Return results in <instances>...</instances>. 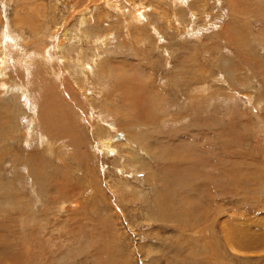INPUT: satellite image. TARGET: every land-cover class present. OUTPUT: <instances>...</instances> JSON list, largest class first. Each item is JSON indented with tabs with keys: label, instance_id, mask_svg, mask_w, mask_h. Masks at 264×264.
<instances>
[{
	"label": "rangeland",
	"instance_id": "374dc122",
	"mask_svg": "<svg viewBox=\"0 0 264 264\" xmlns=\"http://www.w3.org/2000/svg\"><path fill=\"white\" fill-rule=\"evenodd\" d=\"M235 1L252 16L231 19ZM263 15L264 0H0V38L8 26L17 44L0 74V264L41 260L40 228L73 244L55 245L52 264H100L115 247L116 264H264ZM123 64L146 90L113 89ZM151 87L165 111L148 105ZM114 129L158 148L135 146L146 163L134 167L98 144Z\"/></svg>",
	"mask_w": 264,
	"mask_h": 264
},
{
	"label": "bare ground",
	"instance_id": "6f19581e",
	"mask_svg": "<svg viewBox=\"0 0 264 264\" xmlns=\"http://www.w3.org/2000/svg\"><path fill=\"white\" fill-rule=\"evenodd\" d=\"M231 2H232V0H231ZM236 2V1H235ZM95 3V2H94ZM106 3V2H105ZM114 3V2H113ZM183 3V2H182ZM97 4V3H96ZM236 4V6H233L232 7V9H230V14H231V19H232V16H233V18H235L234 16L236 15V10H239V7H243V5H240V4H237V2L235 3ZM112 7H113V4H112ZM251 7H252V5H250L249 4V6L247 5V8H240V10H239V13H240V15H241V13H242V16L241 17H245V16H252V14H250L251 13ZM84 8V7H83ZM129 8H131V7H129ZM137 8H139V7H136V8H133V9H130L131 11H128V13L129 14H131V16L132 17H137V18H141L142 17V15H143V10H141V9H137ZM81 10H83V9H81ZM244 10H246L245 12H244ZM192 12V11H191ZM244 13V14H243ZM264 16V15H263ZM238 18H240V17H238ZM246 18V17H245ZM249 18V17H248ZM176 19H177V15H176ZM241 19V18H240ZM236 20L237 22L239 21H241V20ZM247 19V18H246ZM20 21H21V19H20ZM31 21V20H30ZM236 21H230V26L231 27H229V28H227L228 29V32L234 27V25L237 23ZM236 22V23H235ZM18 23V22H17ZM28 23H30V22H28ZM83 23H85V19L83 18V16H82V18H81V24H83ZM28 25H32L31 23L30 24H28ZM236 25H238V23L236 24ZM32 28V27H31ZM10 29V28H9ZM9 29H8V26H6V31H4V32H2V37L0 38L1 40H0V43H1V46H0V74L1 73H3V74H5L4 72H5V70H6V67H7V62L9 61V59L10 58H12L11 56H10V51H11V53L13 52L12 51V49L9 51V49L10 48H12V47H14L15 48V46L14 45H17L16 44V41H15V39L13 38V36L11 35V33H10V31H9ZM155 29V28H154ZM5 30V29H4ZM238 34V35H236V34ZM240 33H242V34H240ZM240 34V35H239ZM245 31L244 30H242V29H240V28H238L237 27V30H235V32H233L232 34H231V39L233 40V41H236L237 42V44L240 46V48H244L247 44H245V43H243V39H244V37H245ZM234 35H236V36H234ZM247 35V34H246ZM246 38V37H245ZM230 39V40H231ZM262 41H264V40H262ZM12 42H14V43H12ZM256 42V41H255ZM259 42V41H258ZM264 43V42H263ZM2 44H4L3 46H2ZM257 44V43H256ZM262 44V43H261ZM237 46V45H236ZM14 53V52H13ZM43 53V52H42ZM41 53V54H42ZM59 53H60V56L61 57H63V55H61V53H62V51H61V49L59 48ZM19 54V53H18ZM182 54V53H181ZM13 55V54H12ZM15 55V54H14ZM43 56V55H42ZM129 55H125V57L127 58ZM184 56V55H183ZM17 58V57H16ZM47 58V54L45 55V53H44V59H46ZM136 58V57H135ZM257 58V57H256ZM25 61V60H24ZM77 62H79V63H82V59H81V57H78L77 58ZM21 63V65L22 64H24L25 65V62H20ZM27 63H28V61H27ZM179 63V62H178ZM134 64V63H133ZM180 64V63H179ZM182 64V63H181ZM23 65V66H24ZM18 66V65H17ZM90 65H89V63H87V67H89ZM131 66H132V64H123V65H120V66H117L116 68H115V70H114V75H113V80H114V83H115V86H114V84H113V86H114V88L113 89H115V91H118V90H116L117 88L118 89H120L121 91H122V93H121V91H120V93H121V95H122V97H126V98H128V96L129 95H131V94H133V93H136L135 92V90L136 89H139V90H141V91H143V88L145 87H142V85H138V86H135L133 83V81H140V82H142L143 84H145L146 85V77H144V75L143 74H141L140 72L138 73V74H135L134 76H133V74L135 73V71H132V69H129V68H131ZM36 67V66H35ZM20 68V67H19ZM182 68V67H181ZM32 69V68H31ZM28 70V66H25L24 67V77H26V78H28L29 77V75H31V73L34 71V70ZM34 69V68H33ZM47 69V68H46ZM100 69V68H99ZM129 69V70H128ZM22 71V72H23ZM262 71V70H261ZM42 74V75H44L45 76V73H47L46 71H45V73H44V71H43V69H41V70H39V69H37V72H35L36 74H37V76L36 77H34L33 78V80L32 81H34L35 82V84L36 85H38V86H41V83H42V81H41V79H39V77H40V75H38V74H40V73ZM99 72V71H98ZM49 73V72H48ZM53 73V76L54 77H57V79H58V73L56 72V71H52V72H50V74H52ZM111 73V72H110ZM110 73L108 72V71H106V73H105V75L104 76H106L107 74H108V76H112V75H110ZM34 74V73H33ZM112 74V73H111ZM177 74V73H176ZM235 74V73H234ZM262 74H263V72H262ZM261 74V75H262ZM47 75V74H46ZM4 76V75H3ZM2 76V77H3ZM51 76V75H50ZM179 76V75H178ZM263 76V75H262ZM46 77V76H45ZM44 77V80H45V82H43L44 83V85H45V87H47V83H46V78ZM47 77H49V76H47ZM50 78V77H49ZM48 78V79H49ZM52 78V77H51ZM29 79V78H28ZM243 79V78H242ZM59 80V79H58ZM57 80V81H58ZM234 80V79H233ZM244 80V79H243ZM28 81V80H27ZM48 81H50V79L48 80ZM56 81V82H57ZM138 82H136L137 84H138ZM171 82V81H170ZM230 82V81H229ZM228 82V83H229ZM232 82V81H231ZM235 82V81H234ZM233 82V83H234ZM17 83V82H16ZM28 83V82H27ZM27 83H22V84H19V89H20V91L22 92V95L24 96V98L25 99H27V102H28V104L30 105V100H28V98H29V95L27 94V87H25L24 85H27ZM33 83V82H32ZM53 83H55V82H53ZM29 84V83H28ZM34 84V85H35ZM141 84V83H140ZM35 85V86H36ZM51 87H52V85H51ZM51 87H50V89H51ZM56 87H58V86H56ZM122 87H125V88H122ZM139 87V88H138ZM48 90V91H52V90ZM54 89V88H53ZM149 89V87L147 88V90ZM145 90H146V87H145ZM59 91V90H58ZM57 91V92H58ZM114 92V91H113ZM49 93H51V92H49ZM54 93H55V91H54ZM59 93V92H58ZM108 93H110V92H108ZM115 93V92H114ZM151 95H149V97H148V99H149V102H148V105L149 106H151V107H154L155 109L157 108V107H159V108H163L162 110H166L167 108H165L167 105H168V98L166 97V96H164L162 93H160V92H157L153 87H151ZM18 94V93H17ZM113 94V93H112ZM145 94V93H144ZM53 95V94H52ZM54 96H56V95H53V97ZM58 96V95H57ZM110 96H112L111 94H110ZM109 96V97H110ZM117 96V95H116ZM60 97V96H59ZM108 97V96H107ZM105 98V102L108 104H103V107H101L102 108V111H103V113H105V114H107V113H113V114H115V115H117L118 113L116 112V107H118L117 105L115 106V105H112L113 104V102H112V98L113 97H111V98ZM130 97V96H129ZM63 99V98H62ZM158 99H160V100H162V102H163V105L161 106V101L160 100H158ZM50 100V102H51V98L49 99ZM54 100V99H53ZM57 100V99H56ZM58 100H59V98H58ZM114 100V99H113ZM126 100V99H125ZM135 100V99H134ZM129 101H130V99H129ZM129 101H123V103L124 102H129ZM49 102V103H50ZM62 102V101H61ZM136 102V101H135ZM52 103V102H51ZM132 103V102H131ZM151 103H154V104H151ZM46 105H48V103H45ZM61 104V103H60ZM62 104L63 105H65L64 104V102H62ZM85 104V103H84ZM117 104V103H116ZM50 105V104H49ZM48 105V106H49ZM111 105H112V107H114V109L111 107ZM120 106H121V104H119ZM124 105V104H123ZM122 105V106H123ZM32 106V105H31ZM56 106H58L57 105V103H56ZM179 107V106H178ZM181 107V106H180ZM72 108V107H71ZM56 109V108H55ZM128 109V108H127ZM181 109V108H180ZM32 110H34V109H32ZM48 110H49V108H48ZM130 110L133 112H131L132 114L131 115H135L134 113H136V111H135V108H130ZM124 111V110H123ZM127 111H129V110H127ZM36 112V111H35ZM130 112H129V114H130ZM65 113V112H64ZM75 113V112H74ZM101 114H103L102 112H100ZM161 113V112H160ZM35 115H37L36 113H35ZM125 115H126V111H125ZM160 115H162V114H160ZM103 116V115H102ZM105 116V115H104ZM114 116V115H113ZM136 116V115H135ZM149 116V115H148ZM81 117V116H80ZM161 117V116H160ZM132 118H133V116H132ZM133 119H135V118H133ZM155 119V118H154ZM37 120H41V118H38ZM39 121H34V124L37 122V123H39L40 124V122ZM104 121V120H103ZM147 122V121H146ZM42 123V122H41ZM103 123V122H102ZM149 123V122H148ZM150 124H151V122H150ZM40 126V125H39ZM33 127L35 128V126L33 125ZM101 127V126H100ZM109 128V127H108ZM107 128V129H108ZM110 128H112V127H110ZM113 128H116V127H113ZM112 128V129H113ZM99 129V128H98ZM100 130V129H99ZM102 130V129H101ZM30 131V130H29ZM113 132H114V134L113 135H111L110 133H106V134H104L102 131H101V133H103L99 138H97L98 140V144H100L101 145V147H102V149L104 150V151H106V152H112V151H115V150H117V148H120L121 149V151L125 154V156L127 157V159L129 160V162H131L132 164H134V167H137V166H140L141 164L143 165L144 163H146V160H145V157L144 156H142L143 154H141V152H138V149L139 148H141V149H143L144 150V154L146 155V154H149L150 152L148 151V148H147V145L149 146V147H151L152 149H155V147H157L158 148V146L156 145V144H146L145 143V141H144V139L142 140V141H140V142H135L136 140L138 141V138L137 137H139V136H137L136 137V135L135 134H133V131L131 132H125L124 133V135H122L123 137H124V140L122 141V140H120L119 138H118V136H119V134H118V130L117 129H114V130H112ZM105 132V131H104ZM40 133L41 134H43L41 131H40ZM140 134H143L142 132L140 133ZM142 136V135H141ZM45 136H43V138H44ZM143 137V136H142ZM146 137V136H145ZM45 138H48V137H45ZM141 138V137H140ZM146 138H148V137H146ZM29 139H31V138H29ZM154 139V138H153ZM47 142V144H48V141H46ZM120 144V145H119ZM46 146V145H45ZM135 146H138V149L135 147ZM47 147V146H46ZM45 147V148H46ZM154 147V148H153ZM48 149L49 150H51L49 147H48ZM119 151V150H118ZM49 153V152H48ZM15 154V153H14ZM50 154V153H49ZM121 157V156H120ZM12 162V161H11ZM16 162V161H15ZM15 162L13 163V165H17V164H15ZM20 163H21V161H20ZM127 163V162H126ZM19 164V163H18ZM148 166V165H147ZM26 167V166H25ZM28 170V169H27ZM136 171V170H135ZM138 171H139V169H138ZM27 173H28V171H27ZM43 182V181H42ZM32 185V184H31ZM1 190V189H0ZM66 197V196H65ZM63 200V199H62ZM65 200V199H64ZM67 200V199H66ZM63 202V201H62ZM65 202V201H64ZM62 208V207H61ZM42 214V213H41ZM40 214V215H41ZM41 217H43L42 215H41ZM33 220V219H32ZM34 220H36V219H34ZM39 220H40V217H39ZM34 222V221H33ZM36 224V223H35ZM39 224V223H38ZM36 226V225H35ZM52 229V228H51ZM48 230V229H47ZM46 229H34V232H32V230H31V234L32 235H34L35 234V236L37 235V236H40V235H44V236H46L47 234V236H49L51 239V242H49L48 244H46L47 245V249L45 248V250L44 251H42V249H44V248H42V249H38L39 248V245H37V244H35V246L33 247V249L32 250H34V251H42V252H40V255H41V260H39V261H31V260H29V259H27V258H25L24 259V264H52V258H54V255L58 252V250H60L59 251V254L61 255V254H63L64 253V251L65 250H63L62 248H58V247H56L55 245H60V244H65L66 246V248L67 247H69L70 245H73V244H71V243H63V241L61 240V241H58L57 243H55L54 242V240L53 239H57L56 237H58V235H60L61 236V233H59L58 234V232L55 230V233L53 232L54 230H50V231H47ZM34 233V234H33ZM63 234V233H62ZM46 236V237H47ZM59 236V237H60ZM58 237V238H59ZM61 238V237H60ZM59 238V239H60ZM47 240V239H46ZM248 241V240H247ZM35 242H36V239H35ZM250 242V241H249ZM246 244H248V243H246ZM79 245V244H78ZM77 245V246H78ZM214 245V244H213ZM216 245V244H215ZM80 246V245H79ZM152 246V245H151ZM262 246V245H261ZM234 247V246H233ZM29 248V247H28ZM31 249V248H30ZM58 249V250H57ZM80 249V248H79ZM78 250V249H77ZM116 250V251H115ZM156 250V249H155ZM73 251H74V249H73ZM113 251H115V252H117V251H119V248L117 247H115L114 248V250L112 249L111 250V252H108V253H105V254H103V255H101L100 256V258L98 259V261L100 262V264H104L105 262H106V260H107V264H111V263H113V264H116V263H114L115 262V259L117 258L116 256H115V258H114V256L113 255H111L112 254V252ZM49 252V253H48ZM114 252V253H115ZM78 253V252H77ZM113 253V254H114ZM45 254H47V255H45ZM108 254H109V256H108ZM48 257V258H47ZM118 257H119V254H118ZM47 258V259H46ZM77 259V258H76ZM119 259V258H118ZM117 259V260H118ZM55 260H56V258H55ZM84 260V259H83ZM82 260V261H83ZM79 262H77V264H80L82 261L81 260H78ZM32 262V263H31ZM19 264H21V263H19ZM55 264H58V262L57 261H55ZM61 264V263H60ZM70 264H72V263H70ZM160 264V263H159Z\"/></svg>",
	"mask_w": 264,
	"mask_h": 264
}]
</instances>
